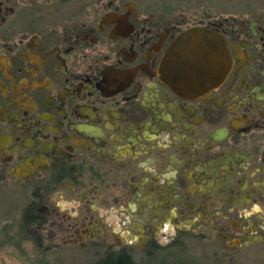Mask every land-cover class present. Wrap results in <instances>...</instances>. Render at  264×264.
Masks as SVG:
<instances>
[{
	"label": "flooded vegetation",
	"instance_id": "flooded-vegetation-1",
	"mask_svg": "<svg viewBox=\"0 0 264 264\" xmlns=\"http://www.w3.org/2000/svg\"><path fill=\"white\" fill-rule=\"evenodd\" d=\"M239 7L202 20L128 0H0V201L29 203L44 251L135 264L193 235L264 243V0ZM200 26L232 67L179 94L161 62Z\"/></svg>",
	"mask_w": 264,
	"mask_h": 264
},
{
	"label": "rangeland",
	"instance_id": "rangeland-1",
	"mask_svg": "<svg viewBox=\"0 0 264 264\" xmlns=\"http://www.w3.org/2000/svg\"><path fill=\"white\" fill-rule=\"evenodd\" d=\"M136 2L140 10L150 9L163 15L185 14L188 18L206 20L212 14L232 10L243 3L254 4L257 0H128ZM198 17V18H197ZM28 202L9 205L0 201V264H97L103 254L96 249L61 248L51 241L50 249L44 251L35 225L25 221L23 210ZM187 236L169 251L154 256L135 252V264H264V243L242 246L241 249L226 248L222 238L214 234ZM173 253V257L171 254ZM176 261V262H175Z\"/></svg>",
	"mask_w": 264,
	"mask_h": 264
},
{
	"label": "water",
	"instance_id": "water-1",
	"mask_svg": "<svg viewBox=\"0 0 264 264\" xmlns=\"http://www.w3.org/2000/svg\"><path fill=\"white\" fill-rule=\"evenodd\" d=\"M161 73L179 94L213 89L222 83L232 67L226 41L204 27L189 28L168 48ZM240 246L238 241L234 242ZM232 243H227L231 247Z\"/></svg>",
	"mask_w": 264,
	"mask_h": 264
},
{
	"label": "trees",
	"instance_id": "trees-1",
	"mask_svg": "<svg viewBox=\"0 0 264 264\" xmlns=\"http://www.w3.org/2000/svg\"><path fill=\"white\" fill-rule=\"evenodd\" d=\"M171 256L173 257V254H171ZM118 261H120L118 258L111 257L108 259H106V258L101 259L97 264H118L117 263ZM175 264H186V263L184 261H177Z\"/></svg>",
	"mask_w": 264,
	"mask_h": 264
}]
</instances>
